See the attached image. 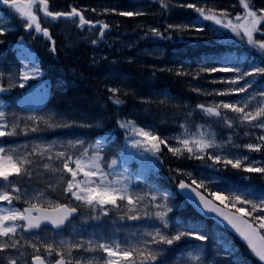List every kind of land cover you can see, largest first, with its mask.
<instances>
[{
    "label": "snow or ice",
    "instance_id": "1",
    "mask_svg": "<svg viewBox=\"0 0 264 264\" xmlns=\"http://www.w3.org/2000/svg\"><path fill=\"white\" fill-rule=\"evenodd\" d=\"M172 2L159 0L165 12L171 10ZM176 2L196 15L168 23L164 30L150 26L151 34L163 37L167 32L170 37L169 29L181 34L186 30L221 34L223 28L259 55L236 59L218 54L196 62L194 68L183 64L168 68L179 76L210 80V86L189 83L194 92L214 99L195 104L183 120L177 121L179 130L172 136H163L152 125L138 122L128 113L121 114L119 107L113 116L115 129H108L104 109L95 114L62 112L50 104L53 86L45 79L43 60L25 36L43 37L48 51L56 53L51 25L63 20L81 31L94 33L95 38H84L96 45L104 41L105 30L111 27L109 22L87 18L84 6L68 5L70 10H54L49 0H0V11H5V16L0 17V45L20 27L25 30L12 41L16 62L0 68V93H10L18 87L23 90L19 94L23 99L40 89L41 98L49 100L42 107H29L26 113L0 100V137H17L21 133L25 137L22 144L5 140L0 145V202H4L0 204V264H211L196 243L213 241L211 227L203 216H215L230 226L246 241L251 253L264 262V193L258 199L248 190L220 188L202 175L180 167L170 171L187 179H178L179 193H174L163 189L144 168L148 161L153 170L158 169L164 162L166 148L175 156L186 152L190 158L204 163L211 160L214 164L210 167L222 162L264 173V160H250L247 153L216 150L220 145L232 144L234 130L241 128L245 136H255V140L233 146L264 153V0L259 6L255 0H238L241 10H235V4L213 7L199 0ZM99 12L126 17L145 14L117 7H102ZM13 14L19 19L14 20ZM128 59L131 61L132 57ZM105 88L107 100L113 106L124 104L122 96L132 91L126 85L122 90L120 84L106 83ZM132 95L149 106L168 100L166 94H161L164 99L157 101L137 96L134 91ZM193 115H200L201 119L214 117L217 123L226 125L227 139H218L210 126L189 122L187 117ZM52 129H75L80 135L66 141H48L36 135L29 143L30 134ZM89 129H101V133L89 138L85 131ZM247 129L260 131L256 135ZM133 161L139 162L140 167ZM188 201L200 208L201 220L189 221L175 214L174 210ZM117 221L125 223L118 226ZM74 222L80 230H76ZM104 225L114 231H106ZM117 232L126 235L118 239ZM180 245L196 248V254L189 253V261L171 260L170 254ZM212 246L215 248L214 243ZM207 247L205 244L204 248ZM215 255L222 257L216 264H245L242 257L235 255L231 242L216 249Z\"/></svg>",
    "mask_w": 264,
    "mask_h": 264
},
{
    "label": "trees",
    "instance_id": "2",
    "mask_svg": "<svg viewBox=\"0 0 264 264\" xmlns=\"http://www.w3.org/2000/svg\"><path fill=\"white\" fill-rule=\"evenodd\" d=\"M61 1H80L83 4H86L87 1L93 0H59V2ZM107 1L109 2V0H104V4ZM120 2L122 4H120ZM173 2H175V6L172 7L170 5L171 10L165 12L161 9L159 0H144L140 1L142 5L147 6L144 15L126 17L116 13H111L108 17V19H115L117 22L116 26H111V33H117L119 36H138L141 40L148 42L151 41L152 43L154 40L158 41L166 49V59L164 60L163 70L159 66L161 61L150 57H140V61H143L146 65H143L144 67L142 65H137L136 63H133L134 65L128 62L122 63L119 61L121 59L119 56H115L114 58H118L116 62L119 67L122 68V74L127 75L130 78V84L134 83V86L131 88L128 86V88L133 90L137 96L143 95L151 98L155 92L166 91L170 94L183 97L186 100L194 96L198 99V103L204 102L207 99L211 100L204 97V94L200 95L195 93L189 83L191 82L192 86H210V80L201 81L199 77L193 78L191 76H179L174 71H167L168 68H174L181 64L185 66L190 65L194 68L196 66V62L201 61L200 59L202 57H213L218 54L227 56L228 48L214 44L211 31L205 30L197 34L195 30H186L183 34H181L174 29H169L168 31L172 32L170 37L167 32H165L163 37H158L151 34L149 31H146L148 35H143L140 33V29L136 27L138 24H144L148 25V27H159L161 30H164L166 29L168 23L178 22L177 19L180 21L186 17L196 15L192 9L180 7L176 0H173ZM199 2H203L213 7H217V5L219 7H231L235 4L237 6L235 10H241L238 6V0H199ZM255 2L257 6H259L261 0H255ZM128 4L132 6L137 4V2L121 0L116 4H113V7L132 10ZM180 15H183L184 17L179 18ZM72 32L70 31V34ZM75 33L77 36H73L81 37L82 39L75 45H71L70 49L65 48L66 51L64 57L67 58H60L55 62H49L47 59V63H44V67L47 72L45 79L53 86L52 90L54 93V99L52 102L50 101V104L55 103L61 106L60 108L62 112L95 114L104 109L106 110V116L108 117L105 121L107 128L115 129L113 116L117 107L112 108V101L107 100L105 95L107 90L104 87V81L102 80L104 78V73L101 72L100 68L94 65L95 63L90 58L91 56L94 57L92 44L83 38L84 33H80L78 31H75ZM75 37L71 38L75 39ZM153 46H155V44ZM1 47L2 45H0V48ZM229 49L234 50L233 48ZM48 57L49 53L47 52V58ZM95 60L96 62L98 61L97 58ZM157 67H159V69H157ZM201 75L214 76L213 74L207 73H202ZM174 76L178 77V79L174 80ZM183 83H185L184 86L182 85ZM57 88H59V91H57ZM124 98L125 97L122 96V99ZM124 101L125 103L122 104L123 106L121 108L123 114L135 113L136 111L140 113L141 117L147 118V120L152 119V115H154L157 109V105H153L152 103L150 106L142 105L135 97H133V102L130 103L132 105L129 104L128 106L129 102H127V99ZM160 105L163 107V104ZM178 111L181 110L171 106L169 112L171 115L166 116L163 114V120L155 124L159 128L171 127V123L177 116V113L175 112ZM228 114H230V116L233 115L230 111ZM235 130L243 132L241 128H236ZM94 131L96 134V130H92L89 133L91 134ZM163 151L165 153L163 164L158 170L153 173L151 172L150 174L153 175L154 179L163 189L176 193L175 185L178 182V179H187V177H182L181 174L170 171V169L174 170L175 168L180 167L186 170L191 168L197 170L199 162L188 159L184 154L175 156L172 153L167 152L166 148H164ZM252 158L255 160H264V153L255 151ZM196 173L198 174L197 171ZM224 173L226 179L228 180V183L224 188H229L232 191H244L247 188L253 187L256 192L261 195V189L264 188V173H246L243 172L242 169L231 168L224 170ZM174 176L177 177L176 180L173 179ZM246 176L249 177L250 181H245L244 178ZM261 178L263 179V182H261ZM174 212L181 219L189 221L193 219L197 221L201 220V218L186 204L183 207L175 209ZM208 225H210L211 232H213L212 224L208 223ZM230 240L235 255L242 257L245 264H259L254 260L247 249L243 247L234 237H230ZM200 248L203 252H205L204 247ZM196 250L197 249L194 247H184L183 245H180L174 249L172 254H170V259L173 261L178 259L183 260L186 253L193 254Z\"/></svg>",
    "mask_w": 264,
    "mask_h": 264
},
{
    "label": "rangeland",
    "instance_id": "3",
    "mask_svg": "<svg viewBox=\"0 0 264 264\" xmlns=\"http://www.w3.org/2000/svg\"><path fill=\"white\" fill-rule=\"evenodd\" d=\"M118 1H121V0H112V1L109 0V2L107 1L105 4H104V0L87 1V3H90V4L86 3V4H84V7L88 8L90 10V13L87 14L89 16V18H96V19L102 18V19H105L107 22H109V24L111 26H116L117 22L115 19H113V20L108 19V17L110 16L111 13H100L99 9L102 7H111V5L113 7V4H116ZM130 1L131 2H137V4L132 5V6L130 4H128V6L131 7L130 9H134V10L141 11V12L145 13L147 6L142 5L140 3V1H144V0H130ZM58 2H59V0H58ZM120 4H122V3L120 2ZM170 5L172 7H174L175 2H172V4H170ZM212 5H214V4H212ZM217 7H219V6L217 5ZM91 8H96L97 11L92 12ZM181 17H184V16L180 15L179 18H181ZM177 21L179 22L178 19H177ZM136 27H138L140 29V33L145 35L146 31H148L150 26L148 27V25L138 24ZM76 30H78V29L72 28L70 31L71 32L73 31L74 34L77 35L75 33ZM218 36H219V42L220 43L222 42L223 44L229 43L233 40L232 37H228V36L221 37L220 34H218ZM93 38H95V34H93ZM153 43L155 44V46H153L154 45ZM153 43L151 41L150 42L143 41L138 36H133V35L119 36L117 33L113 32V33L106 34L103 42L98 43L96 45H92L94 57L91 56L90 58L94 61V63H95L94 65L97 66L98 68H100L101 72L104 73V75H103L104 78L102 79L104 81V87H105L106 83H110L112 85L120 84L122 86V89H123V86H125V85L127 87L129 86L130 88L132 86H134V83L130 84V78L127 75L122 74V68L119 67V65L117 64L116 61L118 58H114L115 56H119L121 58L119 61H121L122 63H127V62L132 63V64L136 63L137 65H142V66L143 65L146 66V65L144 64L143 61H140V59H141L140 57H142V58L143 57L154 58V59L161 61V63H159V66L163 70L164 60L166 59V49L156 40H154ZM65 48L70 49V46L65 47ZM129 56L132 57L131 61L128 59ZM96 58L98 59L97 62L95 60ZM204 58L205 57H202L200 60H203ZM157 69H159V67H157ZM213 75H216V74L213 73ZM173 78H174V80L178 79V77H176V76H174ZM182 85L184 86L185 83H183ZM179 88H181V87H179ZM22 92H23V90L20 93H22ZM132 92H133V90L129 91L127 93L126 97L124 98V100L125 99L128 100L127 101V102H129L128 106L130 103L133 102L134 96H132ZM19 94L17 96H15L14 99L11 100L10 103H7V104L13 105L15 110H17V111H19L22 108L25 110V113L29 107H32V108L42 107L45 104V101L47 100V98H44V99L41 98L42 97V90H40V89H37L31 95H25L23 97V99H21ZM151 94H153V93H151ZM161 94H166V96L168 97V100H166L165 103H163V107L160 104H157L155 102L152 103L153 105H157L156 112L154 113V115H152L153 117L151 119V121L153 123L148 122L144 118H141L140 113H138L136 111H135V113L131 114V117L137 119L138 122L147 123V124L152 125L155 128V130L159 134L162 133L161 135H163V136H172L175 132H177L179 130V125H178L177 121L183 120L185 118V114L187 111H192L193 106L198 103L197 102L198 99L193 96L194 98L191 97L190 99L186 100L183 97H179V96L170 94L169 92L160 91V92H155L153 94V96H151L150 100L157 101V100L163 99L164 96H162ZM197 94L203 95L202 93H197ZM204 97L211 99V100L207 99L204 102L212 101L214 99V97L211 95H204ZM215 99H219V97H216ZM130 105H132V104H130ZM171 106L173 108H177V109L181 110V111L175 112V113H180V114H179V116L175 117L174 129H171L170 131H167V130L159 131L157 129V126L154 123H157V122H160L161 120H163L164 115H166V116L171 115V114H169ZM104 107H106V106H104ZM111 107L113 108L114 106L111 105ZM168 109H169V111H168ZM229 116H230V114H229ZM187 119L189 122L195 121L196 123L205 124L206 127L210 126L211 130L217 133L218 139H221V140L227 139V131H228L227 126H224L221 123H217L216 120H213L212 118L201 119L200 115H193L191 117H187ZM57 130L58 129H52L51 131L54 132ZM61 130H64V129H61ZM191 130L195 131L194 128H191ZM251 130L253 133H256V135H258L259 131H260L258 129H251ZM32 135L33 134H30L29 137ZM36 135H40L48 141L56 140V139H51V138L48 139L42 133H38ZM23 137H24V134L21 133L20 136L13 137V138L21 140ZM7 138H10V137H7ZM5 140H7L6 137H0V145H3ZM254 140H255V136L251 135L250 137H243L239 133L234 132L233 143L220 145V146H218V148L216 150L224 152L226 154L227 153H232V154L247 153L249 155L250 160H251L250 153L252 151L247 150V149H243L242 147H235L233 145H242L243 143H246L249 141H254ZM19 144H22V143H19ZM191 158L195 159V157H191ZM207 162H208V166H207V168L204 167V169L202 171V174H203L202 176H203V178H205L209 181H212L214 183V185H216L217 183H220V181H222V179L219 177L220 173H218V171L220 168L225 167L226 165L221 162L219 165H222V166H218V168L216 166L210 167V165H213L214 162L211 160H208ZM245 162H248V161H242V164ZM133 164H135L136 167H140L139 162L133 161ZM144 165L146 167H149V168L152 167V165L148 161H145ZM230 166H232V165H230ZM188 170L191 171L195 175V172L192 169H188ZM248 172H250V171H248ZM11 175H14V174H11ZM10 178H11V176H10ZM261 182H263V179L261 180ZM249 191H251V190H249ZM262 193H264V188L261 189V194ZM256 198H258V197L256 196ZM3 203L4 202H0V204H3ZM84 211H86V209ZM97 223H99V222H97ZM129 223L132 225L134 222L129 221ZM74 224L76 226V230H80L79 224L76 222H74ZM117 225H119V224H117ZM71 228H72V226H69V231H71ZM216 233L218 235H220L219 231H215V234ZM64 234L67 235L68 233L66 232ZM223 238H224V236H221V237L217 236L213 239V243L215 244V248L212 246L214 253H215L216 249L223 248L226 246V241Z\"/></svg>",
    "mask_w": 264,
    "mask_h": 264
},
{
    "label": "water",
    "instance_id": "4",
    "mask_svg": "<svg viewBox=\"0 0 264 264\" xmlns=\"http://www.w3.org/2000/svg\"><path fill=\"white\" fill-rule=\"evenodd\" d=\"M7 94H9V93H0V95H7ZM178 191H179V189H178ZM188 203L200 214V215H203L202 213H201V210H200V208H198L197 206H196V204L193 202V201H188ZM203 217H205L206 219H208V220H213V221H215V222H217V223H219V225L223 228V229H225V230H227V231H229V232H231V233H233L234 235H236L246 246H247V243H246V241H244L233 229H231L230 228V226H228L226 223H223V222H219L218 220H217V218L215 217V216H203ZM250 250V249H249ZM251 251V250H250ZM253 254V253H252ZM254 255V254H253ZM255 256V255H254ZM256 259L259 261V259L256 257ZM262 264H264V262H261Z\"/></svg>",
    "mask_w": 264,
    "mask_h": 264
},
{
    "label": "flooded vegetation",
    "instance_id": "5",
    "mask_svg": "<svg viewBox=\"0 0 264 264\" xmlns=\"http://www.w3.org/2000/svg\"><path fill=\"white\" fill-rule=\"evenodd\" d=\"M68 5H72V4H69L65 1H61V2H58V0H49V6L50 8H53L54 10H69L68 8ZM76 5V7H81L84 6V4L81 2V3H75L74 6ZM84 11H85V14H89L90 13V10L88 8H85L84 7Z\"/></svg>",
    "mask_w": 264,
    "mask_h": 264
},
{
    "label": "bare ground",
    "instance_id": "6",
    "mask_svg": "<svg viewBox=\"0 0 264 264\" xmlns=\"http://www.w3.org/2000/svg\"><path fill=\"white\" fill-rule=\"evenodd\" d=\"M87 4H90V3H87ZM76 6V5H75ZM82 6V5H81ZM88 16V15H87ZM88 18H89V16H88ZM76 31H78V32H80V33H84L83 31H81V30H76ZM106 31V34H109V33H111V27L109 28V29H106L105 30ZM72 35H75L74 34V32H72L71 33ZM75 36H77V35H75ZM66 51V50H65Z\"/></svg>",
    "mask_w": 264,
    "mask_h": 264
}]
</instances>
